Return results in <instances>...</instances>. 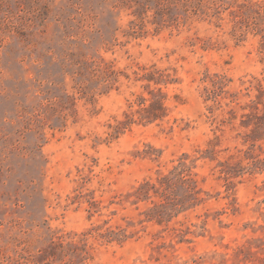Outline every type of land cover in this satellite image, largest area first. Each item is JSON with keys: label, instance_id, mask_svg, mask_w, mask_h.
Instances as JSON below:
<instances>
[{"label": "rangeland", "instance_id": "1", "mask_svg": "<svg viewBox=\"0 0 264 264\" xmlns=\"http://www.w3.org/2000/svg\"><path fill=\"white\" fill-rule=\"evenodd\" d=\"M0 264H264V0H0Z\"/></svg>", "mask_w": 264, "mask_h": 264}, {"label": "trees", "instance_id": "2", "mask_svg": "<svg viewBox=\"0 0 264 264\" xmlns=\"http://www.w3.org/2000/svg\"><path fill=\"white\" fill-rule=\"evenodd\" d=\"M144 71L141 77L138 80L145 81L147 84L152 83L156 86H167L171 82L166 79V75L164 72L155 68L147 69L142 68ZM158 98H155L144 106L145 102L147 101L144 98L139 97L137 108L134 112L124 113L125 119L121 122L122 127L125 128L128 125L135 124V125H142L146 126L157 121H163L168 115V108L165 106V94L161 91V88H158ZM154 97V96H153ZM129 108H132L131 103L129 104ZM56 242H54L51 246V250L53 253H59L64 255L65 246H70L73 248H77L74 243L66 242L62 239V237L56 238ZM82 240H78L79 245L81 244ZM72 253H75L74 250L68 249ZM80 254L79 252H77Z\"/></svg>", "mask_w": 264, "mask_h": 264}]
</instances>
